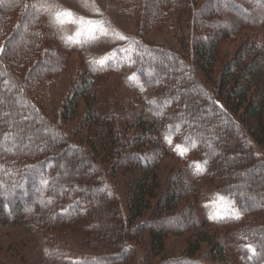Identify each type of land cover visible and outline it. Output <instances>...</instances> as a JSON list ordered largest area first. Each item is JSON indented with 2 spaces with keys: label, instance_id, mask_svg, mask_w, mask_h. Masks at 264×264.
I'll list each match as a JSON object with an SVG mask.
<instances>
[{
  "label": "trees",
  "instance_id": "trees-1",
  "mask_svg": "<svg viewBox=\"0 0 264 264\" xmlns=\"http://www.w3.org/2000/svg\"><path fill=\"white\" fill-rule=\"evenodd\" d=\"M115 1L126 13H141L144 28L167 24L194 42L192 52L183 48L184 55L140 40L126 52L143 91H149L143 111L151 114L150 119L141 113L126 123L127 131L133 132L127 138L119 137L107 120L103 122L112 141L110 157L135 173L126 183L127 224L119 216L115 193L107 183L97 181L96 155L71 143L62 129L79 114L81 104L87 107L85 124L101 126L96 83L108 67L89 65L65 98L60 121L51 120L35 102L33 83L42 75L60 73L71 45L55 46L57 41L47 36L34 0H0V48L4 49L0 54V206L12 217L27 216L41 227L54 264H136L129 237L144 231L149 253L141 264H151V258L164 250L167 228L175 227V220L182 222L184 212L178 209L183 199L197 184H204L201 174L209 175L216 168L240 218L234 214L217 219L228 226V239L209 242L207 264H264V154L255 149L264 148V87L252 98L257 105L247 103L251 71L244 62V52L258 49L264 63V39L247 42L243 54L215 74L223 34L233 35L240 24H257L264 0H205L199 5V0ZM241 1L255 6L249 8L250 17L243 14L248 9L239 5ZM199 73L217 85L216 94L205 88ZM261 79L264 82V69ZM251 110L257 115L253 129L248 123ZM157 135L173 136L185 144L182 149L188 152L190 163H186L193 172L171 178L164 188L155 174L157 150H163ZM145 211L153 212V217L141 230L136 222ZM205 214L208 220V211ZM252 214L257 222L249 219ZM78 229L90 233L102 250L75 261L65 256L52 234ZM198 251L188 253L189 264L200 263L194 257Z\"/></svg>",
  "mask_w": 264,
  "mask_h": 264
},
{
  "label": "rangeland",
  "instance_id": "rangeland-1",
  "mask_svg": "<svg viewBox=\"0 0 264 264\" xmlns=\"http://www.w3.org/2000/svg\"><path fill=\"white\" fill-rule=\"evenodd\" d=\"M34 1L38 6L44 2V0ZM204 1L199 0L198 5ZM47 2H54L63 8L71 9L80 16L100 21L103 26L110 29L108 33L109 42L107 43L97 44L98 39L105 38H90L85 34L81 37L85 41L82 45L70 44L71 51L68 53L63 70L52 75V77H43V75L37 77L36 82L33 83V89L35 91V102L44 109L51 120L59 122L63 102L82 72L86 68L89 69L91 64L94 66L99 65L93 63V61L99 60L110 53H115V58L109 59L103 65L108 68L105 69L96 83L98 86L96 100L98 105L96 108L103 116L101 126L85 124L84 118L87 115V107L81 104L79 114L63 124L62 129L68 135L71 143H75L96 155L98 159L95 160V163L98 165L97 172L99 173L97 181L101 180L107 183L111 191L115 193L119 216L127 224L128 189L126 183L131 180L135 173L134 169L128 166L117 165L118 162L115 163V159L110 157L112 141L108 137L109 130L103 122L107 120L120 133L118 134L119 137L127 138L131 137L133 132L127 131L126 123H131L129 121L134 122L141 113H143V118L150 119L151 114L143 111L145 110L144 98L149 91H143L142 84L140 85L135 76L136 71L129 63L130 55L124 49L131 41L140 40L151 45L173 48L184 55L187 53H183V48L190 47L192 52L194 42L191 37L185 40L179 34L178 29L169 28L167 24L144 28L139 22L141 21V13L139 15L126 13L115 0H88L89 4H94L95 7L99 8L100 15L81 7L83 0H47ZM239 5L248 9V11L241 12V14H249V17L253 14L249 11V8L251 10L255 8L252 3L241 1ZM230 8L236 10L233 5ZM41 13L43 21H45L44 29H47V36L54 37L57 41L54 42L55 46L58 47L63 43L69 44L60 37L66 34L74 36L76 26L66 24L64 30L60 31L47 13L43 11ZM242 16H238L239 19H244V16ZM262 29H264V10L257 24L251 22L249 25L240 24L233 35L223 34L219 44V59L215 74H219L227 62H233L238 55L243 54L247 42L262 41L264 39ZM112 30L128 39L120 40L118 36H113ZM206 31L207 29H204L202 34ZM244 53H247L244 62L249 65L251 71V79L246 85L248 89L245 97L247 103L251 101L255 105L256 102L252 101V98H256L264 87V82L261 79L264 69L263 53L258 49ZM198 76L204 83L205 88L216 94L217 85L205 80L206 78L201 73ZM243 108H245V104ZM252 112V119L248 121L251 129L255 128L253 123L257 117L256 111ZM245 129L248 131L246 126ZM157 138L162 142L163 150H157L158 158L155 174L161 188H164L171 178H184L190 176L193 172H191L192 167L190 168L186 163H190L186 157L188 152L181 156L177 151V149L183 150L182 147H185L182 141L173 136L170 139H165V136L157 135ZM169 140L171 143H169ZM255 149L257 152L264 154L263 147L258 146ZM196 165L195 163V168ZM201 177L204 184L200 187L197 184L194 191L181 202L178 210L184 212L181 214L184 216L180 220L182 222L175 220V223L178 224L175 227L169 226L167 228L164 250L159 257L151 258V264L161 262L165 264H189L188 253H191L192 249L194 251L195 248L199 250L194 255L195 258L200 259L199 264H207L210 260L209 251H211L209 242L216 241L217 238L228 239V226L218 223L217 219L227 215H236L238 208L234 205L232 198L224 192L221 185L223 180L217 173L216 168H212L209 175L208 172L201 174ZM206 211L210 216L208 220L205 219ZM254 215L249 216V219L257 222L258 220L254 219ZM151 217H153V212L145 211L144 216L137 220L136 223L141 224V230H143V226L148 224L147 221ZM142 233L129 237V242L134 250V257H136V264H141L144 260H147L149 253L148 243L144 238L146 232ZM52 235L53 241L62 245L65 256L75 261L87 253H94V250H102V247L93 240L90 233L82 229L67 232L53 230ZM47 246L41 227H38L27 216L12 217L7 208L0 206V264H54ZM103 249L106 248L103 247Z\"/></svg>",
  "mask_w": 264,
  "mask_h": 264
},
{
  "label": "snow or ice",
  "instance_id": "snow-or-ice-1",
  "mask_svg": "<svg viewBox=\"0 0 264 264\" xmlns=\"http://www.w3.org/2000/svg\"><path fill=\"white\" fill-rule=\"evenodd\" d=\"M27 7V5L25 6ZM32 7H37L36 5H32ZM81 7L87 8L90 11H94L97 15H100V10L98 7H95L94 4H89L88 0H83ZM39 10L47 13V15L49 17L52 18L53 23L55 24V26L60 30L63 31L64 30V26L66 24H72L76 26V31H75V35H64L62 37H60L62 40H64L65 42L72 44V45H82L85 41L81 39V37H83L85 34H87L90 38L92 37H102L105 39H98L96 41L97 44L99 43H107L109 42L108 39V33L110 31L109 28H106L105 26H103L101 24L100 21H96V20H92V19H88L84 16H80L78 15L76 12L72 11L71 9L68 8H63L62 6H60L59 4L56 3H49L47 2V0H44V2H42L39 5ZM107 23V22H105ZM113 31V36H118L120 40H126L128 39L127 37L120 35L119 33H116L114 30ZM135 41H131L130 42V47L129 48H125L124 51L127 52L131 49L132 46L135 45ZM4 53V49L0 48V54ZM115 58V53H110L106 56H104L103 58L99 59V60H95L93 61V63H97L101 66L105 65L106 62L109 59H114ZM169 143H171V141L169 140ZM178 153L183 156L185 155V152L181 149H177ZM196 168L199 169L200 165L197 164ZM44 183H47L46 181H44ZM223 198L221 197V200ZM236 218L239 219L240 218V213L237 212L236 213ZM251 251H255L254 248H252L251 246H249Z\"/></svg>",
  "mask_w": 264,
  "mask_h": 264
}]
</instances>
